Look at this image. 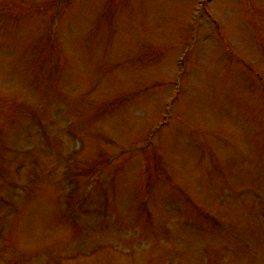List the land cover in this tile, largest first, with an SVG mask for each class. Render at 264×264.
Here are the masks:
<instances>
[{"label": "rangeland", "instance_id": "374dc122", "mask_svg": "<svg viewBox=\"0 0 264 264\" xmlns=\"http://www.w3.org/2000/svg\"><path fill=\"white\" fill-rule=\"evenodd\" d=\"M196 1L0 0V264H264V0Z\"/></svg>", "mask_w": 264, "mask_h": 264}]
</instances>
